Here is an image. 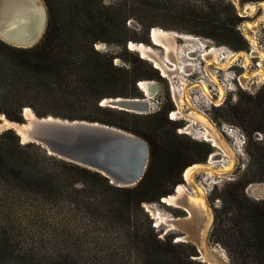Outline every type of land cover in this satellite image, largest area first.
<instances>
[{
    "label": "rangeland",
    "instance_id": "rangeland-1",
    "mask_svg": "<svg viewBox=\"0 0 264 264\" xmlns=\"http://www.w3.org/2000/svg\"><path fill=\"white\" fill-rule=\"evenodd\" d=\"M121 3L128 8L135 7L126 18V35L132 38L128 42L151 47L160 56H163V50L152 44L149 37L152 27L178 35L176 41L181 46L184 45V36H188L193 38L190 45L197 48H221L238 52L239 55L250 54L252 50L251 43L245 38L246 33L255 39L264 54V12L260 5L264 0L106 2L112 7ZM186 3L206 16L217 13V25L230 28L229 25L233 24L239 39L226 45L203 36L201 33H209L208 29L195 25L193 16L189 15L191 10L184 7ZM250 5L256 6L254 12L244 10ZM245 24L256 27L249 30ZM128 42L125 47L98 43L95 50L112 56L116 75L118 71L131 72L133 69L147 74L139 78L136 84L138 91L132 94L144 99L146 94L139 84L153 83L157 94L147 97L153 98L154 103L158 101L159 109L149 114L107 109L96 114L104 122H96L131 133L147 144L149 153L144 175L146 172L154 177L164 175L172 165L176 169L173 176L159 182L156 191L149 195L156 196L162 192L173 194L178 184H184L182 171L195 164H207L209 156L216 149L200 139L196 126L190 135L178 133L177 130H183L187 123L183 119H168V114L177 107L170 93V81L161 76L152 59L129 49ZM252 56L246 85L240 87L235 83L234 90L225 93L224 100L217 106L201 103L199 97L191 96L193 105L203 111L219 130L225 129L233 134H223L225 143L234 151L230 172L222 176L199 172L194 177L195 183L205 192L211 213V222L204 234L205 246L219 256L223 264H264L259 260L264 258V219H253L249 213L252 207L264 202V118L260 119L264 111V83L257 76L252 77L259 65L264 66V63L255 54ZM183 63H187L185 58ZM236 64L243 66L244 58L241 55L235 67L218 71L211 66L210 70L220 81L224 72L229 75L231 71L236 75L244 73V69ZM197 77L195 75L193 79ZM173 82L176 86L179 84L177 78ZM208 85L214 86L211 82ZM123 90L130 93L128 88ZM35 107L42 113L48 112L46 116L65 120H79L70 116L88 112L78 102L37 101ZM234 107L248 110L251 123L240 125L231 116ZM155 115L168 122L163 129L168 132V137L159 152L158 162L151 156L148 142L139 136V131L155 124ZM238 144H242L241 147ZM30 154H36V151L31 150ZM226 162L227 158L223 163ZM75 166L56 157L53 160L40 157L37 169L48 175L49 182L42 184L37 181L39 187L24 189L20 185L10 184V181L0 180V214L7 216L6 222L0 224V232L6 231L5 236L8 237L6 246L0 250V264H210L203 260L199 246L195 244L194 235L198 227L194 229L188 226L189 234L179 230L173 222H160V218L183 219L187 216L184 210L163 204L161 200L165 196H160L157 201L136 205L125 192L116 190L118 187L96 176L97 172L78 166L88 173L79 172L74 169ZM186 187L191 191L189 185ZM255 221L260 225L255 226Z\"/></svg>",
    "mask_w": 264,
    "mask_h": 264
},
{
    "label": "trees",
    "instance_id": "trees-1",
    "mask_svg": "<svg viewBox=\"0 0 264 264\" xmlns=\"http://www.w3.org/2000/svg\"><path fill=\"white\" fill-rule=\"evenodd\" d=\"M107 1L43 0L47 10V25L43 37L35 46L18 49L0 41L1 114L11 121H21V111L26 107H30L38 117L46 116L48 112L42 113L35 107L37 101L68 104L78 102L88 112L70 116L71 119L104 122L96 117L99 112L110 109L100 106L103 99L139 98L132 93H137L139 78L147 74L133 69L131 72L118 71L116 75L114 72H117V69L113 66L112 56L95 50L98 43L125 47L126 43L132 40L126 35V18L130 15L128 12L135 10V7L128 8L123 3L112 7L106 4ZM184 7L191 10L189 15L193 16L195 25L208 29L209 33H201L203 36L226 45L239 39L233 24L229 25L230 28L217 25V13L206 16L196 8H190L188 3ZM220 31L224 33L221 34ZM125 88L130 89V93L123 92ZM248 113V110L236 107L231 110V116L242 126L251 123ZM263 118L264 111L260 119ZM153 119L155 124L139 131V136L148 142L151 156L158 162L159 152L168 137V132L163 131L168 122L156 115ZM31 150L36 151V154L31 155ZM40 157L52 160L55 158L47 155L39 146L21 145L11 131L0 134V180L10 181V184L20 185L24 189L39 187L36 185L37 181L42 184L49 182L48 175L37 169V160ZM74 169L88 173L78 166ZM175 172L176 169L170 165L166 174L161 176L159 174L154 177L152 173L146 172L133 188H115L125 192L136 205L157 201L160 196L171 194H149L156 191L159 182L173 176ZM95 174L107 183L105 177ZM249 213L253 215V219H264V202L252 207ZM6 217L0 214V224L6 222ZM255 223V226L260 225L258 221ZM5 234L7 235L4 230L0 232V250L4 249L8 241ZM259 260L264 263V258Z\"/></svg>",
    "mask_w": 264,
    "mask_h": 264
},
{
    "label": "bare ground",
    "instance_id": "bare-ground-1",
    "mask_svg": "<svg viewBox=\"0 0 264 264\" xmlns=\"http://www.w3.org/2000/svg\"><path fill=\"white\" fill-rule=\"evenodd\" d=\"M235 2L237 0H234ZM263 12H264V3L260 4ZM30 7V9H29ZM259 7V6H258ZM22 8H27L26 10H33L34 14L32 15L29 11H26ZM245 11L254 12L256 10V6L250 5L244 9ZM4 12V13H2ZM0 21L4 24V21L8 23L6 31L8 33H12L14 35H29L39 31L42 27L43 23V7L40 0H0ZM264 17V16H263ZM247 29L252 30L256 27V25H244ZM243 32L245 33L244 29ZM152 40L155 46H159L163 50V56H160L159 53L144 44L141 43H132L130 42V48L139 52L143 57H147L152 59L156 68H158L163 76L167 77L170 81L174 77L179 78L180 85L174 86L172 84V92L174 101L176 102L177 109L172 114L174 118L183 119L187 123V127L185 132L186 135L190 134V130L196 126L201 129V136L205 138V141L209 142L211 146L216 149L210 155L207 160V164L200 165L195 164L193 166H189L183 171V179L184 184H178L175 187V191L173 194L162 197L161 202L168 207L182 209L188 215L187 224L184 227L187 229L188 226H193V228H197L195 230L194 240L197 242L201 254L200 255L204 261L210 264H223L222 260L219 256H216L220 260H215L213 256V251L206 248L204 242V234L205 230L209 226L211 222V213L210 209L207 206L205 200V192L203 188L197 185L194 181L195 175L199 172H203L208 175H217L222 176L230 172L232 163H233V152L231 148H229L228 144L225 143L223 138V134H228V130H219L216 125L206 116V114L201 111L197 106L193 105L190 97L187 92L189 87H187V83L182 79V76L179 74L180 72L186 73L191 71V63L198 54V52L203 54V59H205V74L208 78L217 84L219 90V99L214 101L217 106L223 99L224 90L222 85L219 83L218 79L209 71V66L213 65L219 69L227 70V68L237 60L238 56H242L244 58V73L240 76V83L242 86L246 85L245 83L249 80V76L246 75L248 72V68L251 62L252 55L248 53H241L239 55L238 52H234L232 54H228L225 52H219L214 49V47H205L204 50L195 47L192 43V38L188 36H184V45H178L177 38L178 35H173L163 29L153 28L152 29ZM245 38L252 45V54H255L263 63H264V54L259 49L256 41L253 37H250L245 33ZM190 45V46H189ZM181 50V53H180ZM187 61V63H183V59ZM181 63L184 65L181 66ZM256 74H252L257 76V78L264 83V66L262 64L259 65V68L256 70ZM201 90V92L205 95L208 100L211 99L210 92L207 88V85L204 81L199 82L197 84ZM139 86L145 91L146 97L139 98V104H146V106L150 107L152 97L156 93V86L153 83H140ZM176 89L180 92L177 95ZM148 96V97H147ZM131 99V98H129ZM135 99V98H134ZM183 108H187L184 110ZM129 113V112H128ZM130 113H133L130 111ZM25 114L30 115L32 111L29 108H25ZM227 158V162L223 163L224 159ZM230 160V165L229 164ZM218 167V168H217ZM220 167V168H219ZM209 177V176H208ZM187 185L190 186L191 191L187 189ZM180 219L176 218H160V222H173L177 224V228L180 227ZM168 225V224H167ZM169 226V225H168ZM171 229H174L172 225ZM180 229V228H179ZM192 229V228H191Z\"/></svg>",
    "mask_w": 264,
    "mask_h": 264
},
{
    "label": "water",
    "instance_id": "water-1",
    "mask_svg": "<svg viewBox=\"0 0 264 264\" xmlns=\"http://www.w3.org/2000/svg\"><path fill=\"white\" fill-rule=\"evenodd\" d=\"M40 1L44 14L41 29L29 35H14L6 31L9 27L8 20L4 24L0 21L1 42L14 48L27 49L41 40L47 25V10L44 2ZM29 12L34 14L33 10ZM151 35L152 29L149 37L153 43ZM129 44L130 42L128 48ZM100 106L129 113H143L148 109L146 104H139V98H107L100 102ZM21 118V121H11L0 114V134L11 131L21 145L39 146L49 156L101 174L118 188L134 186L144 175L149 148L131 133L97 122L65 120L53 116L38 117L33 111L26 115L25 108L21 111ZM187 217L188 215L183 219L178 218L179 230L190 234L189 228L184 227L189 220ZM198 253L200 254L199 251ZM213 256V259L220 260L215 254Z\"/></svg>",
    "mask_w": 264,
    "mask_h": 264
},
{
    "label": "built area",
    "instance_id": "built-area-1",
    "mask_svg": "<svg viewBox=\"0 0 264 264\" xmlns=\"http://www.w3.org/2000/svg\"><path fill=\"white\" fill-rule=\"evenodd\" d=\"M192 39H193V38H192ZM199 45H201V44L199 43ZM205 47H207V46H203V47H202V50H204ZM214 49H215V48H214ZM215 50H217V51H219V52L222 51V52H225V53H228V54H232V53H234V52H231V51H228V50H225V49H221V48H220V49H215ZM180 53H181V50H180ZM252 53H253V51L251 50V51H250V55H252ZM252 58H253V57H252ZM252 58H251V59H252ZM237 60H238V58H237ZM237 60H236V61H237ZM236 61L233 62V63L229 66V69L232 68V67H235V63H236ZM191 63L193 64V66H191V71H190V72H186V73H182V72H180V73H179V74L182 76V79L185 80V82L187 83V87H189V90H188V92H187L188 96L190 97V99H191V96H195L196 98L199 97V99H198L199 102L202 101L201 103H207V104H210V105L216 106L215 103H214V101H217V100L219 99L220 94H219V90H218V86H217V84L214 83V82H212V81L208 78V76L205 74V66H206V62H205V59H203V54H202V53H201V54L198 53L197 56H196V58H195L194 60H192ZM183 65H184V64H181V66H183ZM233 65H234V66H233ZM236 65H238V64H236ZM211 66H213V65H210V66L208 67L210 73H212L211 70H210V67H211ZM213 67L216 68V70H218V71H221V70H222V69H219V68H217V67H215V66H213ZM238 67L244 69V64H243V66H239V65H238ZM157 69H158V68H157ZM158 70H159V69H158ZM159 71H160V70H159ZM231 72H232L231 75H229V73H227V72H224L225 74L223 73V76H222V74H221V80H220V81L218 80L219 83L222 85L223 90H224V95H223V99H222V101L224 100L225 93H227V92H231L232 90H234V88H235V83H237L238 86L243 87V86L241 85V83H240V80H239L241 75H236L235 72H233V71H231ZM160 73H162V72L160 71ZM212 74L217 78V76H216L214 73H212ZM195 75H198L197 79H196V78L193 79V76H195ZM161 76H162L163 78L169 80L167 77L163 76V74H161ZM175 78H177V79H178V82H179V78H178V77H174V78H172L171 81L169 80V81H170V93L172 94V99H174V97H173V92H172V84H174V86H176L175 83L173 82V79H175ZM205 78H206L207 80H205ZM217 79H218V78H217ZM201 81H204V82L206 83L207 88H208V90H209V92H210V95H211V99H212V100H208V99L205 97V95L201 92L199 86L197 85V84H199V82H201ZM208 82L213 83L215 87H214V86L212 87V86L208 85ZM178 85H180V82H179ZM139 87H140V86H139ZM176 92H177V95L180 94V92L178 91V89H176ZM156 94H157V93H156ZM196 95H197V96H196ZM200 100H201V101H200ZM201 103H199V104H201ZM159 106H160V103H159L158 101H156L155 103L151 101L150 107H148L147 111H146V112H143V113H140V114L154 113L156 108L159 109ZM176 106H177V105H176ZM176 109H177V107H176ZM175 111H176V110H175ZM175 111H171V112L168 114V119H169L170 121H174V120L176 119V118H174V117L172 116V114H173ZM186 127H187V125H186ZM186 127H185L183 130L178 129V130H177L178 133H180V134H184L183 132H185ZM191 131H192V129L190 130V133H191ZM196 132H197V135L200 136V139H201L202 141H204V142H206V143H209V142L205 141V138H203V137L201 136L202 133H201V129H200V128H198ZM229 134L231 135V134H232V131H229ZM184 135H186V134H184ZM189 135H190V134H189ZM232 135H233V134H232ZM210 145H211V144H210ZM241 145H242V144H241ZM241 145L238 144V147H241ZM209 157H210V156H209ZM208 159H209V158H208Z\"/></svg>",
    "mask_w": 264,
    "mask_h": 264
}]
</instances>
